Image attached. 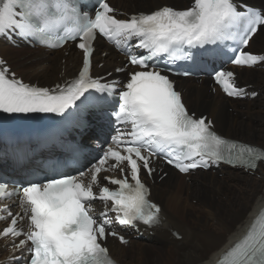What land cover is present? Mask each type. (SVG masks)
<instances>
[{
  "label": "snow or ice",
  "instance_id": "6c2138e0",
  "mask_svg": "<svg viewBox=\"0 0 264 264\" xmlns=\"http://www.w3.org/2000/svg\"><path fill=\"white\" fill-rule=\"evenodd\" d=\"M82 8L79 0H0V37H55L57 43L49 47L73 41L82 54L78 78L51 90L16 79L0 59V113L64 116L69 109L87 105L90 97L85 94L90 90L114 92L115 84H104L91 76L98 37L123 45L130 66L117 69L127 71L128 79L113 115L120 124L130 126V131H118L113 138L116 147L109 146L98 163L78 175L45 176L14 191H9L7 183H0V201L15 195L23 211V215H13L6 206L0 207V220L6 218L3 213L11 217L0 238L12 239L13 252L27 248L28 264H115L102 241L109 235L118 236L121 243L127 241L111 230L114 222L149 228L160 224L161 209L149 200V189L140 178L142 170L152 175L153 158L163 159L180 173L221 162L254 171L257 162L264 161V151L229 142L212 131L206 117L190 114L167 74L171 69L161 67L191 59L193 49L212 52L215 49L206 46L226 42L238 45L233 49L237 54L230 57L234 65L264 63V56L242 50L264 28V14L248 6L246 0H192L183 10L164 6L128 19L117 18L107 0H97L91 15ZM133 40L136 44L132 47L147 54H133L127 47ZM214 79L229 97L245 95L232 71H218ZM110 160L111 169H119L123 175L104 177L118 186L116 190L100 187V174L109 170L105 166ZM84 177H89L88 183ZM94 186L99 187L98 192ZM94 201L104 205L99 219L91 214ZM109 213H114V218ZM25 219L26 232L18 227ZM19 237L23 239L16 242ZM216 264H264V214Z\"/></svg>",
  "mask_w": 264,
  "mask_h": 264
},
{
  "label": "bare ground",
  "instance_id": "6f19581e",
  "mask_svg": "<svg viewBox=\"0 0 264 264\" xmlns=\"http://www.w3.org/2000/svg\"><path fill=\"white\" fill-rule=\"evenodd\" d=\"M142 1L158 10L165 0ZM170 1L189 3L192 0ZM134 2L135 0H112L114 6L119 4L122 7ZM250 2L264 10V0ZM262 38L264 28L252 38L249 50L254 49L264 55ZM1 49L4 57L13 50L5 43L1 44ZM67 50L70 51L68 56L64 51L25 49L21 55L24 61L19 63L21 66L16 67L10 60L8 65L23 80L35 78L47 82L67 81L76 75L77 68L81 65L80 54L73 48ZM100 50L101 48L94 58L97 64L104 61L106 67H114L120 63L121 56L110 46L105 49L108 52L107 57L99 53ZM16 60L12 59L14 62ZM235 70L243 75L245 86H257L256 91H260L264 97V70ZM179 89L194 113L209 114L218 133L229 138L243 136L251 141L244 139L245 142L252 145H259L255 143L257 141L262 142L261 146L264 147V110L258 109L264 108V101H254L244 107V111L238 106H229L218 90L216 94L211 93L210 82L206 80L201 85L195 84L193 79L184 80ZM249 115L253 116L255 121L248 122ZM166 171L168 175L162 181L155 177L156 182L151 193L153 201L162 207L161 224L153 233L148 230L143 238L131 240L128 246H121L116 240H109L110 254L118 263L216 264L227 251L243 240L251 226L264 214V165H261L257 172L240 168L233 170L225 166L215 172L210 170L204 175L202 174L205 171H197L194 176L187 175L190 177L189 181L187 177L171 169ZM220 174H223V177L219 176ZM195 200L197 206L193 205ZM1 254L2 264H8L9 258L13 256L12 252L5 249Z\"/></svg>",
  "mask_w": 264,
  "mask_h": 264
},
{
  "label": "rangeland",
  "instance_id": "374dc122",
  "mask_svg": "<svg viewBox=\"0 0 264 264\" xmlns=\"http://www.w3.org/2000/svg\"><path fill=\"white\" fill-rule=\"evenodd\" d=\"M164 2V3H163ZM248 2H250V0L248 1ZM135 5L137 6V7H143L141 10H138V11H141V12H144V13H149V12H151L152 10H154V8H152V5L151 4H146L145 2H143L142 0H136L135 1ZM165 5H169V6H173L174 8H176V9H178V10H182V9H185V8H187L188 6H187V3L185 2V1H182V3H171V1L170 0H165V1H162V7L163 6H165ZM133 6V4L132 5H129V6H127V8H129V7H132ZM132 9V8H131ZM135 12V11H134ZM263 40H264V38H262ZM10 49V48H9ZM253 51H254V49H252ZM8 52V51H7ZM6 52V53H7ZM23 52H25L24 50H21V49H18V48H13V50H11V51H9L8 52V56L7 57H9L8 58V60H10L11 62H13L14 64H16L15 66L17 67V65L18 66H21V64L23 63V61H24V59H23V57L21 56L22 54H24ZM14 55V56H13ZM6 57V58H7ZM12 59H17L15 62L14 61H12ZM22 62V63H21ZM19 63H21V64H19ZM108 69H111V68H107V70ZM30 80H32V81H34V79H30ZM39 81H42V82H47V80H39ZM254 91H256V89H257V86H256V88H255V86H254ZM257 92H259V96L254 100V101H256L257 103H262L263 101H264V97L263 96H261V92L260 91H258L257 90ZM225 100V99H224ZM258 100V101H257ZM225 101H227V100H225ZM254 101H252V102H254ZM228 103H229V106H231V107H234V106H238L239 108H242L244 111L246 110L244 107H246L248 104H252V102H240V103H238V102H233V101H227ZM258 109L259 110H264V108H259L258 107ZM233 111V110H232ZM231 111V112H232ZM243 111V112H244ZM199 114V113H198ZM206 114H208V113H206ZM199 115H202V114H199ZM209 115V114H208ZM249 117H250V119L248 120V122H252V121H255L254 120V117L253 116H251V115H249ZM252 119V120H251ZM231 137V139L233 138V137H235L233 140H236V139H239V140H243L244 141V139L247 141L248 140V142H251L249 139H246L245 137L243 138V136H230ZM243 138V139H242ZM253 143V142H252ZM255 143H258L260 146L261 145H263V143L262 142H255ZM263 147V146H262ZM211 172H213V171H211ZM215 172V171H214ZM213 172V173H214ZM257 172V171H256ZM256 172H255V174L254 175H256ZM207 172H205V173H203L202 175H204V174H206ZM223 174H220L219 176H222ZM194 176V175H193ZM223 177V176H222ZM190 178V177H189ZM189 178H187L188 179V181H189ZM194 203H193V205L194 206H197V201L195 200V201H193ZM182 239V237L180 238V240ZM148 241V240H147ZM147 241H145V242H147ZM144 242V241H143Z\"/></svg>",
  "mask_w": 264,
  "mask_h": 264
},
{
  "label": "trees",
  "instance_id": "16d2710c",
  "mask_svg": "<svg viewBox=\"0 0 264 264\" xmlns=\"http://www.w3.org/2000/svg\"><path fill=\"white\" fill-rule=\"evenodd\" d=\"M236 102H239V101H236Z\"/></svg>",
  "mask_w": 264,
  "mask_h": 264
}]
</instances>
